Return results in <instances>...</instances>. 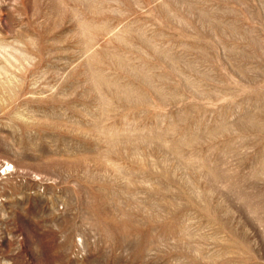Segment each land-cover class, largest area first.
<instances>
[{"label":"rangeland","instance_id":"rangeland-1","mask_svg":"<svg viewBox=\"0 0 264 264\" xmlns=\"http://www.w3.org/2000/svg\"><path fill=\"white\" fill-rule=\"evenodd\" d=\"M0 264H264V0H0Z\"/></svg>","mask_w":264,"mask_h":264},{"label":"bare ground","instance_id":"bare-ground-1","mask_svg":"<svg viewBox=\"0 0 264 264\" xmlns=\"http://www.w3.org/2000/svg\"><path fill=\"white\" fill-rule=\"evenodd\" d=\"M8 165V164H7ZM9 166V168H12V165L10 166V165H8Z\"/></svg>","mask_w":264,"mask_h":264}]
</instances>
